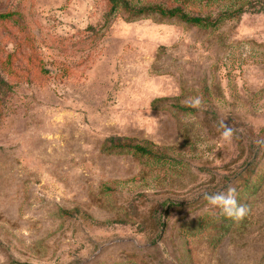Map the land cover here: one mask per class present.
<instances>
[{
	"label": "rangeland",
	"instance_id": "obj_1",
	"mask_svg": "<svg viewBox=\"0 0 264 264\" xmlns=\"http://www.w3.org/2000/svg\"><path fill=\"white\" fill-rule=\"evenodd\" d=\"M0 77V264H264V0L214 28L0 0ZM229 185L243 221L201 195Z\"/></svg>",
	"mask_w": 264,
	"mask_h": 264
},
{
	"label": "trees",
	"instance_id": "obj_2",
	"mask_svg": "<svg viewBox=\"0 0 264 264\" xmlns=\"http://www.w3.org/2000/svg\"><path fill=\"white\" fill-rule=\"evenodd\" d=\"M218 0H108L109 12L122 11L128 21L137 20L142 17L157 15L162 19H178L188 24L205 28H214L227 19L239 18L253 3V0H240L237 8L226 6L224 9L214 12L213 7ZM197 7L208 9L203 12ZM13 76V75H12ZM5 78L0 77V91L2 86H7ZM109 151L133 152L136 155L147 157L152 160H162L161 154L149 145L132 144L119 138L109 139ZM249 184V180L247 181ZM25 264V263H14Z\"/></svg>",
	"mask_w": 264,
	"mask_h": 264
},
{
	"label": "clouds",
	"instance_id": "obj_3",
	"mask_svg": "<svg viewBox=\"0 0 264 264\" xmlns=\"http://www.w3.org/2000/svg\"><path fill=\"white\" fill-rule=\"evenodd\" d=\"M190 106L193 108H200L202 106V98H192ZM220 127L223 129L221 138L224 141L231 142L234 136V130L223 121ZM257 147L264 149V141H261ZM201 195L209 205L219 209V216L231 219L235 222H240L243 221L249 213L247 205L239 203L237 191L231 185H229L226 190L213 193L203 192Z\"/></svg>",
	"mask_w": 264,
	"mask_h": 264
}]
</instances>
